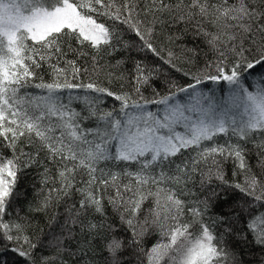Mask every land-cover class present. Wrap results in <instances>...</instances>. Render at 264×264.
<instances>
[{"label": "snow or ice", "instance_id": "1", "mask_svg": "<svg viewBox=\"0 0 264 264\" xmlns=\"http://www.w3.org/2000/svg\"><path fill=\"white\" fill-rule=\"evenodd\" d=\"M147 3L138 9L137 0H124L122 6L116 0H0V149L11 153L5 157L0 151V243L15 245L11 251L21 264H66L63 233L71 237L76 226L83 236L77 252L82 260L91 259L92 241L104 225L87 218L90 212L105 214V199L131 232L125 241L110 227L105 249L111 264H121L125 247L143 257L140 264H245L234 244L259 249L264 264V0ZM141 12L151 15L147 24L139 19ZM100 17L128 25L143 42L142 50L177 71L176 53L169 50L164 59L152 43L157 27L170 41L191 33L215 60L199 72H184L183 85L168 80V91L154 90L153 99L143 89L153 87L158 66L137 63L134 94L77 82L88 71L77 63L88 55L81 49L94 50V70L101 53L115 50V27ZM173 29L179 35L173 36ZM181 51L192 59L199 54L196 47ZM69 52L76 59H69ZM45 65L48 81L40 75ZM205 81L224 82L228 91L223 98L209 94L200 88ZM73 90L85 94L73 96ZM102 96L119 107L102 108ZM218 137L228 139L220 143ZM249 144L259 175L248 162ZM41 152L56 173L52 178L44 167L42 183L56 186L48 187L31 210L47 212L54 200L80 195L78 206L66 209L60 235L48 241L32 238V222L17 207L20 176L41 164ZM229 161L245 174L243 183L225 178L223 165ZM110 165L122 167L112 171ZM197 174L203 198L193 191ZM213 178L219 181L216 188L210 187ZM229 189L242 195L227 213L209 216L217 201L228 200ZM14 208L15 216L6 220ZM54 223L55 215L49 227ZM152 236L157 239L146 248L145 239ZM37 249H51L53 255L37 259Z\"/></svg>", "mask_w": 264, "mask_h": 264}, {"label": "trees", "instance_id": "2", "mask_svg": "<svg viewBox=\"0 0 264 264\" xmlns=\"http://www.w3.org/2000/svg\"><path fill=\"white\" fill-rule=\"evenodd\" d=\"M124 0H116L117 5H123ZM138 9L149 6L147 0H137ZM151 15L147 17L144 16L143 12L140 13L139 19L144 20L145 24L151 20ZM100 22H104L106 25H114L117 39L113 42L114 49L109 48L107 53H101L98 57V67L93 68L92 56L95 55V52L91 48L81 49L86 51L88 55L84 56L77 60L79 66L87 68L88 71L82 74L81 80L77 82H93L101 87H106L109 90L120 93L122 91L133 93L135 86L134 77L136 76L135 68L137 63H141L149 68L154 66L159 67V75L156 79L153 80V87H147L143 89V95L148 99H153L154 90L158 91L161 94H165L168 91L167 81L175 80L177 83L183 85L187 80V77L183 75L184 72H199L203 69L204 65L209 61H214L215 57L208 50L207 45L200 39H194L191 33L183 35L178 40H169L167 31H162L157 27L156 33L151 38L152 43L156 46L157 50L161 52V56L164 59H167L168 51H174L178 59L174 60L176 68H179L180 71H177L175 68L170 67L169 65L163 62V59H160L154 56L151 52L146 49L142 50V41L139 37L136 36L135 32L132 31L128 25L122 24L117 21L108 20L106 17H100ZM173 36L179 35L176 29L172 30L171 33ZM72 44L73 49H80V45L76 44L74 41H69ZM193 48L196 47L199 49V54L192 59L191 54H182L183 48ZM67 50V48H66ZM69 59H76V56L69 52ZM214 72V70H213ZM40 75L45 81L51 79L50 71L47 68V65L40 70ZM251 79V78H250ZM39 82V81H37ZM200 88L209 94H215L219 98H223L227 92L228 86L224 82L213 83L211 81H205L200 85ZM30 91H39L36 89H31ZM85 93L83 90H73L71 95L73 96H83ZM134 94V93H133ZM69 93L65 92L64 96L66 97ZM95 95V94H92ZM183 95V94H181ZM103 103L101 107L106 110H111L113 108L119 107V102L115 101L111 97L102 96ZM78 102L73 101V106L77 107ZM82 105L77 107V110H81ZM152 111H158L159 107L156 105L148 106ZM228 137H218L217 140L220 143H224ZM248 147L252 149V153L249 156V164L252 166L253 171L258 175L260 170L256 167L257 157L255 154V149L252 145L249 144ZM31 150V149H28ZM4 153L5 157H10L11 153L7 149H0ZM41 161L40 165H34L33 167L27 169L23 175L20 176L18 183V190L21 192V197L17 202V207L20 211L21 216L28 217L32 226L30 231L33 234V239H43L48 241L52 238V235H60L61 229L60 224L67 218L66 209L73 203L78 206L80 195L74 193V195L67 200V202L61 201L58 204L53 202L52 206L49 207L47 212H36L32 211L38 206L40 201L48 193V187L56 186L51 182L46 187L42 183V173L44 167L50 169V176L55 177V167L48 163L45 153L41 152L39 156ZM112 171H119L120 167L110 165ZM225 178L231 183H243L245 174L242 173L233 162L229 161L223 165ZM236 175H233V173ZM261 179H264V175H261ZM199 174L196 176V188L193 191L197 192L198 195L203 194L199 191ZM126 182V181H125ZM219 184V181H216L213 178V181L210 185L211 188H216ZM224 186L221 185V188ZM228 200L227 201H217L216 206L209 210V216H218L225 214L229 211L231 205L235 203L236 200L242 195L238 190L229 189L227 191ZM55 197V194H53ZM105 214L100 216L95 213H89L87 221L95 222L97 224H103L104 227L101 229V234L96 236L92 241V247L95 249L94 252L89 253L91 259L85 261L80 258V253L77 252L78 241L83 239V236L80 232V227L76 226L74 232H72L71 237L67 230L64 231L63 235L65 237L64 248L65 251L62 252V260L66 261V264H111V258L108 256V253L105 249L106 237L111 239L113 233L110 231V227H115L117 231L114 235L117 238H123L125 241L130 239L131 232L126 225L121 223L119 213L114 209V207L107 202V199L104 200ZM12 215L5 217L6 220H11L16 214V208L11 210ZM57 217V223L52 224L49 227L50 220L53 216ZM208 217H206L207 219ZM74 237V238H72ZM157 237L152 236L145 239V247H150L151 244L155 243ZM15 245H9L7 242L0 243V264H21V259L17 256L16 253L11 251V248ZM234 248L238 251L244 253L243 259L245 264H259L260 260V250L252 248H241L239 245L234 244ZM41 255H53L51 249H37L36 256L37 259ZM119 259L121 264H140V260L143 257L137 255L136 251L131 247H125L124 251L119 254ZM60 264V262H58ZM146 264V261H145Z\"/></svg>", "mask_w": 264, "mask_h": 264}, {"label": "rangeland", "instance_id": "3", "mask_svg": "<svg viewBox=\"0 0 264 264\" xmlns=\"http://www.w3.org/2000/svg\"><path fill=\"white\" fill-rule=\"evenodd\" d=\"M227 91H228V89H227Z\"/></svg>", "mask_w": 264, "mask_h": 264}]
</instances>
